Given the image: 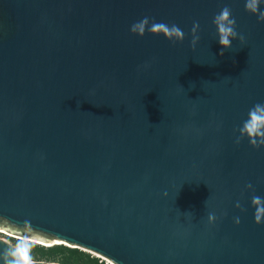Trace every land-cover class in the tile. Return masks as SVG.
Returning <instances> with one entry per match:
<instances>
[{"label":"water","instance_id":"1","mask_svg":"<svg viewBox=\"0 0 264 264\" xmlns=\"http://www.w3.org/2000/svg\"><path fill=\"white\" fill-rule=\"evenodd\" d=\"M144 16L184 41L134 35ZM258 102L264 23L245 0H0V229L114 264H264V146L236 143Z\"/></svg>","mask_w":264,"mask_h":264},{"label":"clouds","instance_id":"2","mask_svg":"<svg viewBox=\"0 0 264 264\" xmlns=\"http://www.w3.org/2000/svg\"><path fill=\"white\" fill-rule=\"evenodd\" d=\"M262 3H264V0H245V10L256 15L258 21L264 23V11L261 10ZM213 24L217 29L218 42L222 46V49H231L233 40L239 39L241 42L245 40V37L236 31L237 22L228 6H224L214 16ZM130 31L134 35H139L141 37L146 33L163 34L165 38L172 42H183L185 39V33L178 25H168L163 22H156L153 18L148 16H144L140 20L134 22L130 26ZM199 31L200 24L198 21H194L191 30V46L193 49H195L197 43L200 41ZM220 54L223 56L224 52L221 51ZM237 131L239 132V136L236 139L237 144H239L244 138H247L250 144L254 147L259 148L264 146V103L258 102L249 109L247 118L242 122V125ZM246 187L249 190L254 191V187L251 183H248ZM165 195H167V193H165ZM251 204L255 209V222L257 224L264 223V198L258 195H253L251 198ZM237 207H240L239 202H237ZM215 218L214 214H209L210 221L215 220ZM236 223H240L239 218H236ZM0 262H2V264H32L28 248L23 244H18L15 248L4 251L3 254L0 255Z\"/></svg>","mask_w":264,"mask_h":264},{"label":"trees","instance_id":"3","mask_svg":"<svg viewBox=\"0 0 264 264\" xmlns=\"http://www.w3.org/2000/svg\"><path fill=\"white\" fill-rule=\"evenodd\" d=\"M33 254L37 258H44L49 262H57L58 260L60 264H105L89 253L65 246L34 247Z\"/></svg>","mask_w":264,"mask_h":264},{"label":"bare ground","instance_id":"4","mask_svg":"<svg viewBox=\"0 0 264 264\" xmlns=\"http://www.w3.org/2000/svg\"><path fill=\"white\" fill-rule=\"evenodd\" d=\"M0 233H4L5 235H7V236H9V237H11V238H14V239H17V240H20V241H23V242L35 243V244H38V245H40V246H44V247H46V246L50 247V246H55V245H65V246H68V247H71V248H78V249H80V250H82V251H84V252H88V253H90V254H93V255H95V256H97V257L102 258V259L105 260L108 264H114V263H112L110 260H108V259H106V258L100 256L99 254H96V253L90 252V251H88V250H85V249H82V248H79V247H76V246L68 245L67 243H64V242H62V241H55V242H41V241H36V240L28 239V238H25V237L17 236V235H14V234L9 233V232H7V231H4V230H2V229H0Z\"/></svg>","mask_w":264,"mask_h":264},{"label":"rangeland","instance_id":"5","mask_svg":"<svg viewBox=\"0 0 264 264\" xmlns=\"http://www.w3.org/2000/svg\"><path fill=\"white\" fill-rule=\"evenodd\" d=\"M4 234V233H3ZM5 236H7V235H4L3 236V238H6ZM11 245H13L14 247L16 246V245H18V244H23V245H25L27 248H28V251H29V255H30V257H31V261L32 262H42V263H46V264H48V263H56V264H60L59 263V261L57 260V262H49V261H47L46 259H44V258H37V257H35V255L33 254V248L34 247H42V246H40V245H37V244H35V243H30V242H23V241H19V240H15L14 238L12 239V238H9V239H6ZM11 240H13V241H11Z\"/></svg>","mask_w":264,"mask_h":264},{"label":"built area","instance_id":"6","mask_svg":"<svg viewBox=\"0 0 264 264\" xmlns=\"http://www.w3.org/2000/svg\"><path fill=\"white\" fill-rule=\"evenodd\" d=\"M1 235H5V234L0 233V238L3 239V240H5V241H7V240H6L7 238H10L9 236H6V238H2ZM79 250H80V249H79ZM86 253H88V252H86ZM89 254H90V253H89ZM91 255L94 256V257H96V258H98L99 261H103L105 264H108V263H107L105 260H103L102 258L97 257V256H95V255H93V254H91Z\"/></svg>","mask_w":264,"mask_h":264},{"label":"flooded vegetation","instance_id":"7","mask_svg":"<svg viewBox=\"0 0 264 264\" xmlns=\"http://www.w3.org/2000/svg\"><path fill=\"white\" fill-rule=\"evenodd\" d=\"M3 236L4 235H1V237L3 238ZM6 237V236H5ZM11 238V237H10ZM1 239V238H0ZM7 239H9V238H7ZM13 239V238H12ZM3 240V239H2ZM16 240V239H15ZM5 241V240H4ZM11 241H13V240H11ZM20 241V240H19ZM6 242H8V241H6ZM38 245V244H37ZM42 247H44V246H42ZM44 248H52L51 246L50 247H48V246H46V247H44ZM71 249H74V248H71ZM80 251H82V250H80ZM84 252V251H83Z\"/></svg>","mask_w":264,"mask_h":264}]
</instances>
